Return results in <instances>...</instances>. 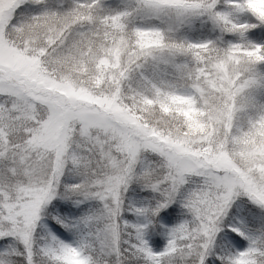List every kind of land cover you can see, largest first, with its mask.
Instances as JSON below:
<instances>
[{
    "label": "snow or ice",
    "instance_id": "1",
    "mask_svg": "<svg viewBox=\"0 0 264 264\" xmlns=\"http://www.w3.org/2000/svg\"><path fill=\"white\" fill-rule=\"evenodd\" d=\"M0 264H264V0H0Z\"/></svg>",
    "mask_w": 264,
    "mask_h": 264
},
{
    "label": "rangeland",
    "instance_id": "2",
    "mask_svg": "<svg viewBox=\"0 0 264 264\" xmlns=\"http://www.w3.org/2000/svg\"><path fill=\"white\" fill-rule=\"evenodd\" d=\"M120 2H121V0H107V3L110 4L113 7L118 5ZM197 27H199V26L195 25L190 31L195 30ZM187 34L190 35L189 33H187ZM204 36L208 37V38H212L215 35L213 34L212 31H207V32L205 31ZM136 188H137V191H140L138 186H136ZM144 198L145 197H144L143 193H141V195L137 196V195L133 194L132 190L130 189V193H129L128 199L131 202L138 204ZM175 207H176V211H177V217L174 220H175V222H177V220L180 218L179 217V213H180L181 210L179 209L178 205H176ZM246 208H254V206L250 205V204H248V205L241 204L240 201H237L236 204L233 205V209L230 210V213H229L230 222H231L232 225H236L237 223H239L240 225L244 226L245 228H250L251 227L250 220L255 221L257 224H259V222L261 221V215L253 214L250 211H246ZM257 213H259V210H257ZM175 222H173V223H175ZM160 223H165V222L164 221H160ZM61 231H63V230L61 229ZM225 231H227V229H225ZM232 235L235 236V233H233ZM157 240L162 245L163 241H164V237L162 235H160V236L157 237ZM236 240H241V238L240 237H236ZM218 241H219V236H218ZM241 243L246 245L247 241H241ZM223 245L224 246H231L232 248L238 247V245L235 244L233 242V240H231V239H226L225 241H223Z\"/></svg>",
    "mask_w": 264,
    "mask_h": 264
}]
</instances>
